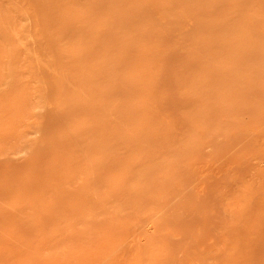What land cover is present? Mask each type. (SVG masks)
I'll return each instance as SVG.
<instances>
[{
  "label": "bare ground",
  "instance_id": "bare-ground-1",
  "mask_svg": "<svg viewBox=\"0 0 264 264\" xmlns=\"http://www.w3.org/2000/svg\"><path fill=\"white\" fill-rule=\"evenodd\" d=\"M18 3L0 4V160H29L20 163L26 179L19 166L12 169L21 175L14 176L19 190L39 185L40 173L41 182L56 186L46 204L38 190V204L26 201L28 207L18 208L26 198L20 193L19 204L15 180L6 182L15 188L8 194L17 206L4 208V202L1 216L11 215L21 230L9 243L7 236V244L1 237L0 264H173L170 253L179 240L167 238L171 212L167 223L153 220V233L144 232L143 221L169 205L171 188L190 168L181 174L182 167L203 156L201 144L224 155L254 133V156L264 162V0H32L40 41L31 12ZM156 13L167 24L158 27ZM30 122H37L35 128L21 134ZM42 141L45 148H38ZM34 173L38 179L31 180ZM260 181L264 172L254 174ZM245 193L234 200L241 202ZM260 198L264 203V194ZM235 201L232 206L241 207ZM262 206L254 215L247 210L250 217L244 212L231 257L224 259L228 248L214 236L210 247L218 252L203 254L184 243L179 253L186 249L202 257L201 264H264ZM206 214L199 223L209 222ZM227 214L212 221L224 223ZM207 230L200 236L212 238ZM126 249L134 252L132 259L118 260Z\"/></svg>",
  "mask_w": 264,
  "mask_h": 264
},
{
  "label": "rangeland",
  "instance_id": "rangeland-1",
  "mask_svg": "<svg viewBox=\"0 0 264 264\" xmlns=\"http://www.w3.org/2000/svg\"><path fill=\"white\" fill-rule=\"evenodd\" d=\"M1 1H4V0H0V2ZM8 1H9V3H8ZM15 1V2H14ZM18 1L19 0H13V1H11V0H5L4 2H1L0 4H4L5 2V4L8 6V4H9V6L8 7H10V8H12L13 7V5H12V3L13 4H16V3H18ZM149 1V0H148ZM10 2H12V3H10ZM8 3V4H7ZM2 4V5H3ZM5 4H4V6H5ZM11 5V6H10ZM18 5L19 6H21V8H24V9H27V10H29L30 12H31V14H32V17H33V20H34V24H33V33H34V36H35V38L37 39V40H41V33H40V21L38 22V20L37 19H39V16L38 15H36V13H37V11H35L34 10V8H32L33 7V5H32V0H31V2H29V0H20L19 1V3H18ZM24 6V7H23ZM32 6V7H31ZM157 17V19H158V22L156 23V24H158V27L159 26H161V25H165V24H167V23H164V21H166V19L163 17V15H161V14H159V13H156L155 14V18ZM156 20V19H155ZM167 22V21H166ZM160 23H162V24H160ZM163 25V26H164ZM167 26V25H166ZM175 40V39H174ZM176 46V45H175ZM173 49L175 50L176 49V53H179V52H177V51H181V50H179L180 48L179 47H173ZM172 49V50H173ZM178 49V50H177ZM173 50V51H174ZM32 121H34V120H32ZM35 122V121H34ZM34 122H30L27 126H25V125H23L24 126V129H23V127L22 128H20L19 130H20V132H21V134H27V132L29 133V131H31V128L33 127V124H34ZM37 123V122H36ZM36 123L34 124V125H36ZM31 127H30V126ZM28 126L30 127V129L28 128ZM25 127H27L28 128V131H26V128ZM33 128H35V127H33ZM25 131V132H24ZM37 144V143H36ZM38 148L39 147H43V148H45V145H46V143L45 142H43L42 141V143L41 142H39L38 144ZM257 144H254V133L250 136V137H247L241 144H239V145H237V146H235L232 150H230L228 153H226V154H224V155H221V154H218V151L216 150V153L214 152V149H213V151H212V148H210V147H207V144H204V143H202L201 144V149H200V151H202L203 149V151H204V153L203 152H201V154L203 153V156H198L200 159L199 160H197L198 158H196L195 159V161H193L192 160V162L190 161L189 163H187V164H189V165H187V164H185L183 167H182V173L181 174H183V171L185 170L186 171V169L188 168V167H190L189 169H187V173L189 174L188 175V177L189 178H187V173H185V171H184V173H185V176H183V181L182 182H177L176 181V183H175V186H173V187H175V188H171V192H173L172 194H170V199L172 200H168V202L167 203H169V205L168 204H166V207L164 208V210H162V211H160V210H158V212H156V213H154V212H152L151 214L149 213V214H147L145 217H144V221H143V230H144V232H146L147 231V233H153V230H152V228H153V226H154V219L156 218V219H158L159 218V220L158 221H162V222H168L169 221V219H171L169 222H168V224H166V227L168 226V228L170 229V227H171V232H168L167 233V238H170V239H168L169 240V242H174V241H176V240H179V242L177 241L176 243H174L175 245V247H176V249L178 248V250H175V249H172V251H171V253H170V260H171V262L174 264H201V262H202V257H196L195 255H193L190 251H187L186 249V251L185 250H183V252H180L179 253V247L181 246L182 247V245L184 244V243H186V244H189V243H192L191 245H197L200 249H201V251H205V252H203V254H206V253H208L209 251L210 252H218V246H216V245H213V246H211L210 247V245H211V241L213 242L214 240L216 241L217 239L216 238H221L222 240H223V242L222 241H220V239L218 240V241H220V245H223L224 247H226V248H228V252H227V254L225 255V256H223V257H225L224 259H226V257L227 258H229V257H231L232 255L231 254H233V252H235L236 250L235 249H237V237H236V235H233V233L234 234H236V231L238 230V228H239V226H240V224H241V222L243 221V219H245V217H246V215H247V217L249 216H252V215H250V214H252L253 213V215L255 214V213H257L258 212V206H260L261 207V205H263L262 207L264 208V203H262V204H260L259 202H260V200L262 199V198H260V197H262V195L264 194V181L262 182V181H260V182H254V174L255 173H258V172H264V162H262L261 160H259V159H256V157L254 156V149H256L257 148ZM207 147V148H206ZM215 147L217 148V144H215ZM211 152L214 154H212L211 155ZM200 154V155H201ZM210 155V156H209ZM202 157H204V159H202ZM1 161V163H3V164H0V166L2 167H0V173L2 172L3 173V176H2V174H0V179H2L3 177H4V175H5V173H4V171L7 173V176L5 175V178H3V180H4V183H8V182H10L12 179L13 180H15L16 181V177H20L21 175H17V173L19 172V174H24V178H23V176H21V178L20 179H26V173H24L23 172V170L21 171L20 170V165L21 164H28V162H29V160H25V163H21V162H24L23 160H21V162H17V163H11V162H8V163H5L4 164V160H0ZM5 162H7L6 160H5ZM19 163V164H18ZM21 163V164H20ZM7 164H8V166H7ZM10 164V165H9ZM16 165V167L14 166V165ZM11 165H13V167L11 166ZM8 168H7V167ZM18 166H19V168H18ZM22 166V165H21ZM26 166V165H25ZM24 165L22 166V167H25ZM187 167V168H186ZM3 168H4V170H3ZM16 168H18L17 170H20V171H18L17 172V170L16 171H14ZM184 168V169H183ZM12 169H14V170H12ZM1 170H3V171H1ZM190 170V171H189ZM15 173H14V172ZM40 171H41V169H40ZM12 172L14 173V175L12 174ZM17 172V173H16ZM37 174H39V173H37ZM15 175H17L16 177H14ZM40 175L42 176L43 174L42 173H40ZM39 175V176H40ZM11 176H13L14 178H11ZM34 176H35V173H34ZM33 176V178H31V180L32 179H34V178H36V179H38L39 181H40V183L42 184H40L39 183V181H38V184L39 185H37L36 183H37V180H36V183H34L35 181V179L33 180V182L30 180V182H32L34 185L36 184V186H35V188L34 187H31V188H29V189H27V190H29V191H27L26 189H21V190H19L18 188H20L19 186H18V184L20 185V183H18V179H17V181L15 182H13V184H12V182H10L9 184L11 185L12 184V186H15V184H16V186H15V188H16V191H17V193H19V195H17V196H20V197H16L17 199L19 198H21V195H24L23 196V198H24V200H25V198H26V200L24 201V205H23V203H22V205H20V206H17V203H15V202H17L16 200H15V197L13 198V196L10 194H8V192L9 193H12L13 192V189L15 190V188H13V189H11L12 188V186H10L9 184H5L6 185V187H4V186H2V184H4V183H2V181L3 180H0V187H1V189H0V191H2V190H4V191H2L5 195H7L6 197H8V198H6L5 197V195H3V193L1 192V194L2 195H0V203H3L2 204V206H1V204H0V208H1V213H0V217H10L9 215H5V214H3V216H1V214L3 213V211L5 210L4 208H7V207H9V206H12V205H15L16 204V206L18 207V208H26V207H28L29 205H32L33 203L35 204H38V202H39V200H38V197H36L37 196V193H38V195L40 194V196L43 198L44 196H45V198L47 197V198H49V193H51V192H55V190H54V187H53V189H51L50 187H52V186H56V184L54 183V184H48V182L47 181H42L41 182V176L40 177H38V175H36L35 177ZM7 177V178H6ZM11 178V179H10ZM189 179V180H188ZM8 180V181H7ZM12 180V181H13ZM185 180H186V182H187V185H185L186 184V182H185ZM190 183H189V182ZM20 182V181H19ZM46 183V185L44 184V183ZM185 182V183H184ZM15 183V184H14ZM18 183V184H17ZM260 183V184H259ZM30 184V183H29ZM43 184H44V186H43ZM179 184V185H178ZM182 184H184V185H182ZM262 185L261 187L259 186V185ZM9 185V186H8ZM34 185H31V186H34ZM42 186V187H44V192H42V190H40V188L41 187H39V186ZM51 185V186H50ZM178 185V186H177ZM181 185L183 186V187H181ZM8 186V187H7ZM46 186H47V188H46ZM2 187H4V188H2ZM36 187H37V190H36ZM5 188H8V190H10L11 189V192L10 191H7V189H5ZM10 188V189H9ZM57 188H59V187H57ZM57 188H55V189H57ZM60 188H61V186H60ZM183 188V189H182ZM253 188V189H252ZM32 191H31V190ZM178 189V190H177ZM252 189V190H251ZM26 190V191H25ZM36 190V191H35ZM39 190V191H38ZM49 190H52L51 192L49 191ZM54 190V191H53ZM247 190V193H245L244 195H242L244 198H242L240 201L241 202H239L238 200L240 199V197H241V195H239V194H243L245 191ZM262 190V192H260ZM35 191V195L34 194H32L33 192ZM38 191V192H37ZM178 192V195H177V192ZM254 191H257V193L256 194H253V195H249V194H252V193H254ZM15 192V191H14ZM13 192V193H14ZM37 192V193H36ZM20 193H21V195H20ZM43 193V194H42ZM46 193H47V195H46ZM189 193H190V195H189ZM259 193V194H258ZM30 196H29V195ZM42 194V195H41ZM174 194V196L172 197V195ZM175 194H176V196H175ZM192 194V195H191ZM193 194H194V197H195V194H196V197L195 198H197L196 200L195 199H193V202H191L192 201V198L191 197H193ZM28 195V196H27ZM199 195H201L202 197H203V199H205V200H200V199H202V197H199L198 198V196ZM249 195V196H248ZM1 196L3 197V198H1ZM12 196V197H11ZM14 196H16V193L14 194ZM26 196V197H25ZM35 196V197H34ZM189 196H191L190 198H189ZM208 196H209V198H208ZM237 196H239V197H237ZM246 196H248V197H246ZM5 197V198H4ZM11 198V200H9L10 198ZM173 199H172V198ZM193 197V198H194ZM211 197H213V198H211ZM237 197V199L238 200H234L235 198ZM23 198H21L20 200H22L21 202H23ZM47 198L44 200V204H46V201H47ZM180 198H181V200L183 201H181L180 200ZM186 198V199H185ZM245 198H247V199H245ZM257 198V199H256ZM2 199V200H1ZM4 199H8L9 201H11V202H9V201H6V200H4ZM18 199V203H19V200ZM34 199H37L38 201H36V200H34ZM208 199V200H207ZM14 200V201H13ZM30 200V201H29ZM175 200L177 201L176 203H177V205H179V207L181 208L182 206H183V204H181V203H184V206H185V210H184V206H183V209L181 208V209H179V210H177L179 207H176L175 206ZM207 200V201H206ZM215 200V201H214ZM249 200V201H248ZM3 201V202H2ZM26 201H28V202H26ZM179 201H180V203H179ZM185 201V202H184ZM188 201V202H187ZM203 203H202V202ZM205 201V202H204ZM210 202L209 204H207V202ZM236 202V203H238V204H242L241 205V207H240V205H236L235 207H237V209H235L234 208V206H232L233 205V203L232 202ZM242 201H243V203H242ZM246 201V202H245ZM250 201H253L252 202V204H249V203H251ZM4 202L5 203H7L6 205H5V207H4ZM14 202V203H13ZM27 203V205L29 204V202L31 203V204H29L28 206L26 205V203ZM198 202V204H200V205H198V204H196V203ZM232 203V204H229V203ZM264 202V201H263ZM12 205H11V204ZM172 203H174V206H173V204ZM179 203V204H178ZM185 203H188V204H186L185 205ZM205 203V205H203ZM245 203H246V205H245ZM20 204V203H19ZM172 204V208H169L170 207V205ZM213 204V205H212ZM191 205H192V207H191ZM207 205V206H206ZM209 205L211 206V207H209ZM225 205H228V206H225ZM255 205V206H254ZM201 207V206H205V207H202L201 209H203V210H201V209H199V211H198V207ZM232 206V208H230ZM4 207V208H3ZM174 207V208H173ZM187 207H189V208H187ZM246 207L248 208H250V209H253L254 207V210L252 211V210H250L249 208L248 209H246ZM253 207V208H252ZM167 208H169V210H167ZM176 208V209H175ZM206 208H208V209H210L209 211L206 209ZM227 208V210H226V213H224L225 211V209ZM192 209V210H191ZM196 209H197V212H196ZM214 209V210H213ZM224 209V210H223ZM229 209H230V211H229ZM235 209V210H234ZM3 210V211H2ZM172 210H174V211H172ZM177 210V211H176ZM183 210V211H182ZM194 210V211H193ZM218 210V211H217ZM234 210V211H233ZM238 210V211H237ZM247 210L250 212V214H249V212H247ZM168 211V212H167ZM189 211V212H188ZM200 211H203V212H207V214L209 215H207L208 217H206V218H208V220H209V222L207 223V224H202L203 223V220H204V217H203V212H201L200 213ZM210 211H212V212H210ZM224 211V212H223ZM256 211V212H255ZM169 212H171L170 214H172V215H170L169 214ZM173 212H175V213H173ZM178 212V213H177ZM179 212H181L180 214H179ZM217 212V214H215V216H214V213H216ZM231 212H233V213H231ZM241 212V213H240ZM244 212H247V214L244 216L243 214H244ZM167 213V214H166ZM209 213H211V214H213L212 216H213V218H214V220L217 218H219V216H221V214H223V215H225V214H227V213H230V215L227 217V218H222V219H224V220H222V221H225V222H227L226 223V227H228V225H229V230H227L228 228H224L223 230H225V231H227V232H225V231H223V230H221L223 227H221V228H219V226L221 225V224H224V227H225V222L224 223H220L219 221H217V222H215V221H212L213 220V218H212V220L211 219H209V217L211 218V216H210V214ZM218 213H220V214H218ZM235 213H236V215H235ZM168 214L170 215V217H169V219H168ZM177 214V215H176ZM178 214H179V216H178ZM191 214V215H190ZM194 214V215H193ZM153 216V217H150V216ZM164 215H166V216H164ZM174 215V216H173ZM193 215V216H192ZM198 215V216H197ZM217 215V216H216ZM219 215V216H218ZM228 215V214H227ZM227 215H225L224 217H226ZM149 216V217H148ZM181 216H183L182 217V220H183V223H182V221H178V220H181ZM193 217L192 219H191V222H193V219H194V223H189V224H191V225H193L192 226V229L190 228L191 227V225L189 226V225H187V226H184V224H188L187 222H185V221H190L189 219H190V217ZM200 216V217H199ZM202 216V217H201ZM237 216H239V217H236ZM13 217V216H12ZM158 217V218H157ZM162 217H167V219H165V218H162ZM173 217V218H172ZM175 217H179L178 219L176 218V221H175ZM187 217H188V219H187ZM197 217V218H199V219H197V220H195V218ZM222 217V216H221ZM231 217V218H230ZM1 219L3 220V222H6V224L5 223H3V222H1ZM15 218H9V220L8 219H6V218H0V226H4V227H0V234L2 235H0V239H1V237H2V239L1 240H3L4 239V243H5V240H6V237L7 236H9V238H7V243H9V239H11V238H13V237H15L17 234H18V230H21V228H19V223H17V221H16V219L14 220ZM187 219V220H186ZM203 219V220H202ZM216 219V220H217ZM226 219V220H225ZM229 219H232L233 221H229ZM164 220H166V221H164ZM207 220V221H208ZM228 220V221H227ZM10 221H12V224H11V222ZM14 221H16V223L14 222ZM153 223H152V222ZM156 221V220H155ZM174 221V222H173ZM220 221H221V219H220ZM10 222V224H11V226L10 225H7L8 223ZM146 222V223H145ZM166 222V223H167ZM177 222V223H176ZM197 222V226L195 225V223ZM199 222H202V223H199ZM229 222H232V223H229ZM234 222V223H233ZM239 222V223H238ZM172 225H176V227H175V225L173 226H171L170 224ZM179 223V224H178ZM182 223V225H180ZM220 223V225H217L216 226V224H219ZM229 223V224H228ZM238 223V224H237ZM2 224V225H1ZM4 224V225H3ZM14 224V225H13ZM15 224H16V226L17 227H15L14 228V226H15ZM18 224V225H17ZM148 224V225H147ZM202 224V225H201ZM232 226H231V225ZM13 225V226H12ZM206 225H208V226H206ZM139 227H140V225H138ZM147 226V227H146ZM179 226L181 227V226H183V227H181V228H179ZM189 226V227H188ZM197 228L196 229V231H193L194 229L193 228H195V227ZM205 226L207 227L206 228V230H205ZM8 227L9 228H11L10 230L8 229ZM145 227V228H144ZM178 228L177 230L181 233V236H184V237H186V239L187 240H185V238H183V237H181L179 234H178V231L177 230H172V228ZM184 227H185V229H184ZM189 228L188 230L186 229V228ZM13 228V229H12ZM199 228H201V229H199ZM232 228V229H231ZM1 229H3V231L1 230ZM4 229H6V230H8L7 232H6V230H4ZM151 229V230H150ZM207 229H209V231H210V234L209 235H212V236H210V237H212L213 238V236L214 237H216L215 239L213 238V240H212V238H209V237H207L206 239H208L209 238V241H207L206 239H205V237H202V236H204L205 234V236H208V230ZM231 229V230H230ZM264 229V228H263ZM187 230V233L185 232ZM189 230H191V231H189ZM234 230V231H233ZM4 231H5V234L6 233H10V234H7V235H5V237H3L4 235L2 234V232L4 233ZM12 231H13V234H12ZM14 231H16V232H14ZM174 231V232H173ZM202 231H204V232H202ZM205 231L207 232V233H205ZM217 232L216 234L215 233H213V232ZM233 231V232H232ZM172 232H173V234H172ZM189 232H191V234H193L192 236H190L191 234L189 233ZM196 232H198V233H200L199 234V236H197L196 234H198V233H196ZM229 232V233H228ZM17 233V234H16ZM171 233V234H170ZM182 233L184 234V235H182ZM202 233V234H201ZM16 234V235H15ZM177 234V235H176ZM189 234V235H188ZM204 234V235H203ZM11 235V236H10ZM187 235H188V237H187ZM200 235H202V236H200ZM219 235V236H218ZM231 235H233V236H230ZM221 236V237H220ZM227 236H229V238L227 237ZM182 239V240H180V238ZM190 237H192V238H190ZM199 237H201L200 238V240L198 239ZM188 238H190V239H188ZM197 238V239H196ZM227 238L229 239V240H231V241H233L232 243H233V245L232 244H229V243H231V242H229L228 243V241L229 240H227ZM231 238V239H230ZM233 238V239H232ZM251 238H254L253 236H251ZM251 238L249 237V239L251 240ZM206 241H205V240ZM0 240V248L3 246V241H1ZM184 240V241H183ZM189 240V241H188ZM198 242H197V241ZM181 241V242H180ZM192 241H194V244H193V242ZM203 242V243H205V244H203L204 245V247H206V246H208V248L206 249V248H204L203 246H201L202 244L200 243V242ZM205 241V242H204ZM224 241H226V243L224 242ZM183 242V243H182ZM7 243H5V244H7ZM196 243V244H195ZM207 243H210L209 245H207ZM177 244V245H176ZM179 244V245H178ZM182 244V245H181ZM200 244V245H199ZM232 245V246H231ZM47 247V245H45L44 246V249H42L43 251H45L46 248ZM50 248H55V247H52V246H49ZM47 248V249H50V248ZM180 247V248H181ZM204 248V249H203ZM233 248H234V250H233ZM176 251V253H175V251ZM232 251V252H231ZM177 252H178V255H177ZM184 252H188V253H184ZM185 255H184V254ZM122 254V255H121ZM117 258H118V260H120L121 258H125L127 261H130L131 259H132V257H133V255H134V252L133 251H131V249H126V250H123L122 251V253H121ZM175 254V255H174ZM188 254H192L191 256L190 255H188ZM263 254V253H262ZM126 255V256H125ZM128 255V256H127ZM189 257H188V256ZM3 256V255H2ZM2 256H1V253H0V259H2ZM172 256V257H171ZM177 257V258H175V257ZM179 257V258H178ZM177 259V260H176ZM179 259V260H178ZM182 259H184V260H182ZM190 259L192 260V262L190 261ZM189 260V261H188ZM195 260V262H193ZM20 261V260H19ZM179 261V262H178ZM181 261H183V263L181 262ZM117 262H119V261H117ZM116 262V263H117Z\"/></svg>",
  "mask_w": 264,
  "mask_h": 264
}]
</instances>
